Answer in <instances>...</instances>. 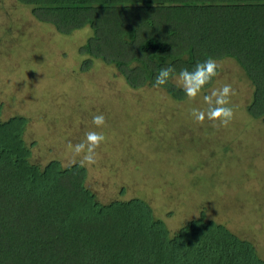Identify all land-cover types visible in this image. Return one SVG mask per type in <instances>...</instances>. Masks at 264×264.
<instances>
[{
  "label": "rangeland",
  "instance_id": "obj_1",
  "mask_svg": "<svg viewBox=\"0 0 264 264\" xmlns=\"http://www.w3.org/2000/svg\"><path fill=\"white\" fill-rule=\"evenodd\" d=\"M184 26L172 36L194 50L191 62L175 63L177 71L218 47L222 52L224 41L217 45L205 18L193 34ZM91 34L88 25L62 33L35 18L29 5L0 0V118L27 117L30 160L80 163L69 145L103 112L106 140L95 164L80 163L98 200L143 198L171 233L203 212L250 240L264 258V115L248 109L254 88L245 70L232 56L217 58L218 75L203 92L231 83L234 118L226 127L197 123L190 109L204 106L202 94L189 99L149 83L131 87L112 63L80 51Z\"/></svg>",
  "mask_w": 264,
  "mask_h": 264
},
{
  "label": "trees",
  "instance_id": "obj_2",
  "mask_svg": "<svg viewBox=\"0 0 264 264\" xmlns=\"http://www.w3.org/2000/svg\"><path fill=\"white\" fill-rule=\"evenodd\" d=\"M18 1L62 33L88 25L80 51L112 63L134 88L152 84L161 67L191 62L194 45L172 35L182 24L193 34L203 17L217 45L224 41L210 56L239 63L254 88L248 109L264 115V0ZM27 120L0 118V264H264L250 240L203 212L171 233L143 198L98 200L84 165L31 161Z\"/></svg>",
  "mask_w": 264,
  "mask_h": 264
},
{
  "label": "clouds",
  "instance_id": "obj_3",
  "mask_svg": "<svg viewBox=\"0 0 264 264\" xmlns=\"http://www.w3.org/2000/svg\"><path fill=\"white\" fill-rule=\"evenodd\" d=\"M219 68L217 58L212 56H205L191 67H181L178 72L173 64H168L166 67L159 68L151 86L160 88L166 86L171 79H175L180 90L189 99L202 94L204 106L190 109V116L194 121L203 123L208 120L218 127H226L234 118L231 97L235 95V88L231 83L225 82L208 92H203L205 86L217 77ZM91 124L95 127L86 131L80 142L69 145L73 156H82L80 163L86 162L88 165L95 164L96 149L106 140L102 130L106 126L104 113L93 114ZM72 163L75 164L77 161L73 159Z\"/></svg>",
  "mask_w": 264,
  "mask_h": 264
}]
</instances>
